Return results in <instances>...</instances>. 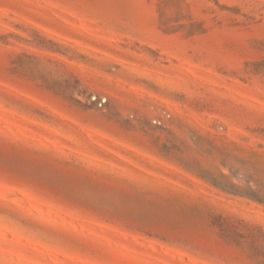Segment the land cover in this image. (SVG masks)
Segmentation results:
<instances>
[{
	"label": "rangeland",
	"instance_id": "rangeland-1",
	"mask_svg": "<svg viewBox=\"0 0 264 264\" xmlns=\"http://www.w3.org/2000/svg\"><path fill=\"white\" fill-rule=\"evenodd\" d=\"M0 264H264V0H0Z\"/></svg>",
	"mask_w": 264,
	"mask_h": 264
}]
</instances>
